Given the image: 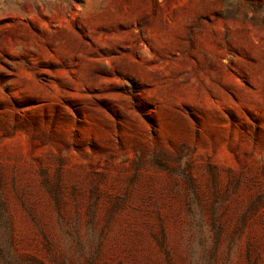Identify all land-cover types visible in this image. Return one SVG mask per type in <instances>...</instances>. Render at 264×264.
<instances>
[{
	"label": "rangeland",
	"instance_id": "1",
	"mask_svg": "<svg viewBox=\"0 0 264 264\" xmlns=\"http://www.w3.org/2000/svg\"><path fill=\"white\" fill-rule=\"evenodd\" d=\"M0 264H264V0H0Z\"/></svg>",
	"mask_w": 264,
	"mask_h": 264
}]
</instances>
